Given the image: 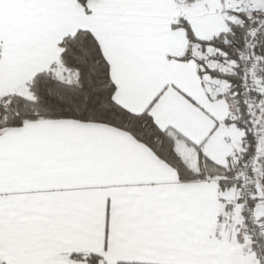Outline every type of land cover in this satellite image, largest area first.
I'll return each mask as SVG.
<instances>
[{
	"label": "snow or ice",
	"instance_id": "6c2138e0",
	"mask_svg": "<svg viewBox=\"0 0 264 264\" xmlns=\"http://www.w3.org/2000/svg\"><path fill=\"white\" fill-rule=\"evenodd\" d=\"M0 264H264V0H0Z\"/></svg>",
	"mask_w": 264,
	"mask_h": 264
}]
</instances>
